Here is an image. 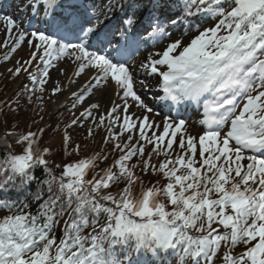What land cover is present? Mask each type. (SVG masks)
<instances>
[{"label": "snow or ice", "instance_id": "1", "mask_svg": "<svg viewBox=\"0 0 264 264\" xmlns=\"http://www.w3.org/2000/svg\"><path fill=\"white\" fill-rule=\"evenodd\" d=\"M17 8L27 26L0 13L8 50L0 59L27 45L28 59L6 71L28 73L30 86L0 102V114L20 117L36 104L31 124L44 123L33 131L4 121L0 195L36 184L39 207L33 214L28 203L0 199L11 213L0 218V264H215L221 248L222 264H264V0H19ZM208 19L216 23L202 28ZM61 61L74 66L69 85L89 74L72 93L62 148L72 142L67 128L85 123V139L99 134L100 143L79 158L76 144L57 176L40 140L45 85ZM108 89L118 100L106 109L84 106ZM63 91L57 80L47 100ZM181 109H202L200 133L189 132ZM149 175L157 179L145 187Z\"/></svg>", "mask_w": 264, "mask_h": 264}, {"label": "rangeland", "instance_id": "2", "mask_svg": "<svg viewBox=\"0 0 264 264\" xmlns=\"http://www.w3.org/2000/svg\"><path fill=\"white\" fill-rule=\"evenodd\" d=\"M18 2H19V0H0V13H2L4 15H11L14 19H17L20 22L22 27H26L27 26V18L24 17L23 14L21 13V11L17 8ZM214 24L204 26L205 25V23H204L201 25V27L202 28L203 27H211ZM180 31L182 32L183 28H181ZM6 32H7V29H6L5 24L3 22H0V44H3L5 41ZM176 34H178V33H176ZM7 51L8 50L6 48L0 47V57H2ZM28 55H29L28 48H27V45H25L21 49H19L15 54H12V57L9 61H3L2 59H0V73L3 74V75H0V79L5 80L7 75H9V73H7L6 70L8 68H12V67L16 66L17 60H20L22 58L28 59ZM142 55L146 56L147 52H143ZM144 56H139V59L143 60L145 58ZM72 68H74V66L69 65V64L65 63L64 61H61V62H58L56 67L50 69L48 83L45 85V87L48 89V91H46L44 93L45 103L43 106L45 108V114H46V117H44L45 121H47L48 113H51V115H54L57 112L66 111V118L69 121L68 124L71 123V121L73 119L72 111H70L71 103H72V100H71L72 93L78 91V87L80 86V84H84L89 79V74L85 73L84 75L79 77L75 83H72L69 85L68 84V76L70 75ZM60 69L64 70L63 75H61ZM29 71L30 72L37 71L35 63L29 69ZM22 73H25V72H22ZM25 75H26L27 80L30 82V80L28 78V73H25ZM24 78H25L24 76H21L16 81H12L10 83L13 87V90L19 88L21 83L24 82ZM57 80L60 81L61 86L65 88V91H63L62 93L59 94V97H64V100L61 102V104L59 106L53 108L52 107L53 102L48 101L47 97L50 95V90L52 87L55 86V82ZM37 94L39 95V93H37ZM141 94H143V93H141ZM55 98L56 97H53V100H55ZM112 100H118V98L113 94L111 89L100 90V91H97L95 96L90 98V100L87 101L84 106H87V103L99 102L102 105V110H103V109H106L108 107L110 101H112ZM148 102L150 104H152L154 107H156L157 111L159 110L158 107L156 106V104H154L150 98H149ZM75 111H76V114L78 116L80 111H82V107L78 106ZM194 111L195 112H192L191 115H189L188 117H183V118H186L188 120L189 132L192 134H198L201 131V128L198 124V121L200 119H202V115H201L202 109L199 111L194 109ZM96 114L98 115L99 113H96ZM156 119L159 120L160 117L157 116ZM43 123H44V121H42V123L39 127H41L43 125ZM88 126H89L88 123H85L84 127L73 126V127L67 128V132L72 137V141L74 143V146L76 144H79L80 149L83 151L84 156H87L88 154H90L93 149L98 150V146L100 143V135L99 134L96 136L95 140L92 142L85 139V136L87 135L86 130H87ZM64 132H65V128L62 130V133L60 135L61 138H63ZM60 137H59V135L56 136V140H55L56 143H58L60 141ZM86 145H87V147H85ZM154 158H155V156H154ZM155 160H156V158H155ZM2 216H3V214L0 215V218ZM242 251H244V245L238 246L234 250V253L239 254ZM223 255H224V249L221 248L219 254L215 258V261L217 263L221 264L222 262H218V260H222Z\"/></svg>", "mask_w": 264, "mask_h": 264}, {"label": "trees", "instance_id": "3", "mask_svg": "<svg viewBox=\"0 0 264 264\" xmlns=\"http://www.w3.org/2000/svg\"><path fill=\"white\" fill-rule=\"evenodd\" d=\"M21 76H24V82L21 83V85L19 86V90L21 92H23V86L24 85H29L30 86V82L27 80L25 73L20 74L19 77L13 79L11 77V75H7L5 80H1L0 79V102H11V100L9 98L15 99V93L16 90L13 91V87L10 84L12 81H16L17 79H19ZM13 91V92H12ZM11 93V94H10ZM25 95L21 96L20 98V102L21 104H24L26 102L25 100ZM36 104H32L29 107L28 112H21L20 117H13V115L8 113L7 108H5L4 110V114H0V133H3L5 125H4V121L7 120L8 125H11L12 127H14L13 125V119H18L21 121V128H31L33 131H35L36 128H38L42 121H39V117H35V119H37L38 123L33 126L31 124V121L29 119V117L31 116V109L35 108ZM42 115H44V117H46L45 112L42 113ZM45 120V118H44ZM69 121L66 118V111H61V112H57L56 114H54L48 121L49 127L47 128L43 138L40 140V144L42 147H46L49 148L51 150V155L48 158L49 160V165L53 171L54 174H56L57 176H59L60 173V168L57 167L58 165L62 166L63 164H66L67 162H69L70 159H72L73 157L71 156V153L73 151L74 143L73 141L66 147V148H62V139L60 137L62 130L64 128H66V126L68 125ZM59 128L58 132H54L53 129L55 128ZM59 135L60 137V141L58 143L55 142L56 140V136ZM13 149L15 153H20L21 152V146L15 145L13 144ZM80 156H84L83 155V151L80 149V153L77 157L75 158H79ZM156 158V157H155ZM154 156H153V162H156ZM108 163H111V160L108 161ZM101 167H105L104 164H101ZM36 175L39 179L43 180L46 178L43 170L38 169L36 171ZM157 179V177L149 175L145 177V187L149 186L148 181H155ZM56 186L54 185V188ZM37 191V185L36 184H32L26 191H21V190H12L6 194L0 195V199H7L9 201L12 200H16V201H23L25 203L30 204V208H31V212L33 214L36 213L37 208L39 207V202L35 201L33 199V195L34 193ZM46 191V190H45ZM45 199H47V194H45ZM42 202V201H41ZM3 214V217L10 215L11 213L0 209V215ZM69 220V215L66 214L63 216V218H59L58 221V226L55 228V235L57 240L60 239V237L62 236V229L64 227L65 221ZM103 219L101 220V223H103ZM93 230L91 228L87 229L83 235L88 236L89 233H91ZM172 264H175V261L172 262Z\"/></svg>", "mask_w": 264, "mask_h": 264}, {"label": "bare ground", "instance_id": "4", "mask_svg": "<svg viewBox=\"0 0 264 264\" xmlns=\"http://www.w3.org/2000/svg\"><path fill=\"white\" fill-rule=\"evenodd\" d=\"M144 55H145V54H144ZM144 55H143V56H144ZM144 57H145V56H144ZM144 57H143V58H144ZM81 85H82V84H80V86H81ZM80 86L78 87V90H79ZM76 92H78V91H76ZM55 100H56V98H55ZM63 100H64V97H59V100L57 101V103H55V104L52 103V107L55 108V107L59 106Z\"/></svg>", "mask_w": 264, "mask_h": 264}]
</instances>
